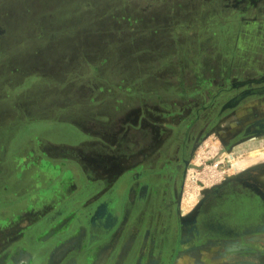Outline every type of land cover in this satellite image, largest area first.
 Returning a JSON list of instances; mask_svg holds the SVG:
<instances>
[{
	"label": "rangeland",
	"instance_id": "rangeland-1",
	"mask_svg": "<svg viewBox=\"0 0 264 264\" xmlns=\"http://www.w3.org/2000/svg\"><path fill=\"white\" fill-rule=\"evenodd\" d=\"M259 116L264 0H0V264H104L105 249L116 264L134 236L132 264L142 209L164 203L149 191L190 221L234 162L264 156ZM73 153L91 182L57 180ZM137 156L146 167L122 180ZM113 195L107 227L95 209ZM75 227L79 248L59 260ZM226 243L197 256L264 264V244Z\"/></svg>",
	"mask_w": 264,
	"mask_h": 264
},
{
	"label": "crops",
	"instance_id": "crops-1",
	"mask_svg": "<svg viewBox=\"0 0 264 264\" xmlns=\"http://www.w3.org/2000/svg\"><path fill=\"white\" fill-rule=\"evenodd\" d=\"M259 117L257 118L258 121L263 119L261 116ZM262 132L264 130L256 131L252 137L263 135ZM80 142L77 144L79 149L81 145H85ZM88 147L90 154L97 152L102 154L96 147L95 149L91 145ZM255 149L256 147L249 149L247 158L234 162L231 173L221 179L224 181L219 183L215 190L204 194L199 207L190 213V221L184 222L179 219L183 211L178 209L175 203L173 204L175 202L173 193L167 195V192L162 194L156 192L155 194V192L149 191L145 200L156 198L155 201L159 203L163 201L164 203L162 207L160 204L158 206L146 205L149 209H142V219L147 218V223L144 224L132 264H210L209 259L197 256L201 254L199 251L224 247L228 240L236 237H244L248 238L249 241L264 244V156L259 157L258 154L252 153ZM77 152L80 153L81 151L78 150ZM64 159L61 161L63 170L62 173L57 174V180H70L71 176V179L74 180V186H76V180L86 178V180L92 181L91 178H94L92 174H90L89 179L76 176L74 169V167L76 168V161L79 163V167L83 161L80 155L76 157V153L68 154L67 158L64 157ZM134 159L133 162L123 160L122 164H126V170L134 167L133 169L137 168L136 171L139 172L140 167H146L145 165L141 166L142 162H139V156H137L136 161ZM71 161H73L74 167L70 164ZM46 164L49 165L50 171L51 168L58 170L61 167L58 165L59 167L56 169L50 165L49 161ZM41 167V169L44 168L42 165ZM46 172L48 173L49 170ZM155 179L160 180V177L153 176L151 180ZM65 180L62 183H65ZM5 181L3 180L2 184H6ZM170 183L173 184V180H170ZM132 198L131 196L129 199ZM106 219L109 224L115 220L110 219L108 215H106ZM135 227L132 226L136 230H132L131 233H137L140 226ZM52 231L49 230L48 233ZM83 231L87 233L85 228ZM133 237L130 236L126 242L116 264L125 263ZM63 240L64 252L62 257H58L59 260L66 257L70 249L79 248L77 245L79 242H76V227L70 235H65ZM194 250H198V252ZM109 255L110 250H103L101 258L104 259V264ZM72 264H76L75 255L72 257Z\"/></svg>",
	"mask_w": 264,
	"mask_h": 264
},
{
	"label": "flooded vegetation",
	"instance_id": "flooded-vegetation-1",
	"mask_svg": "<svg viewBox=\"0 0 264 264\" xmlns=\"http://www.w3.org/2000/svg\"><path fill=\"white\" fill-rule=\"evenodd\" d=\"M258 124L260 125V126H264V121H262V120H260V121H258ZM251 127H249V129H250ZM128 172H126V174H124V176H126L125 178H123L122 177V180H131L130 179V177L133 175V171L132 170H127ZM116 195H113V196H111V197H109V198H106L105 200H103V201H101L100 203H99V205H98V207L95 209V216L94 217H98L99 219H100V217H103L104 218V221H105V225L107 226V227H109L110 225H112L113 223H108V220L106 219V215L107 214H104L101 210L105 207V204H106V209H107V213L109 214V215H111V213L113 214V213H115V215H116V213H117V210L113 207V205H112V203L115 201V199H116V197H115ZM99 213H101V215L99 214ZM118 215V214H117ZM117 219V217L115 218V220ZM114 220V221H115Z\"/></svg>",
	"mask_w": 264,
	"mask_h": 264
},
{
	"label": "bare ground",
	"instance_id": "bare-ground-1",
	"mask_svg": "<svg viewBox=\"0 0 264 264\" xmlns=\"http://www.w3.org/2000/svg\"><path fill=\"white\" fill-rule=\"evenodd\" d=\"M257 132L258 131H261V130H264V126L262 125V126H260L259 128H256L255 129ZM228 156H229V159L228 160H231V156L232 155H230V152H228ZM104 214H107L109 217H110V219H115V217H116V215H115V213H111V215H109L108 213H107V209H106V204H105V207L101 210ZM101 214V213H100ZM117 214V213H116Z\"/></svg>",
	"mask_w": 264,
	"mask_h": 264
}]
</instances>
